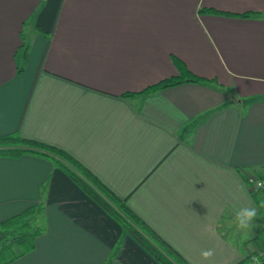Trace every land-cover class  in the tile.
<instances>
[{
	"label": "crops",
	"instance_id": "1",
	"mask_svg": "<svg viewBox=\"0 0 264 264\" xmlns=\"http://www.w3.org/2000/svg\"><path fill=\"white\" fill-rule=\"evenodd\" d=\"M171 53L214 80L138 92ZM10 131L66 150L190 264H235L264 241V208L233 220L264 202L245 181L264 173V0H0ZM37 201L43 229L5 264H161L49 159L0 155V219Z\"/></svg>",
	"mask_w": 264,
	"mask_h": 264
},
{
	"label": "trees",
	"instance_id": "2",
	"mask_svg": "<svg viewBox=\"0 0 264 264\" xmlns=\"http://www.w3.org/2000/svg\"><path fill=\"white\" fill-rule=\"evenodd\" d=\"M203 9L212 12H225L213 7L199 8V10ZM241 14L245 15L246 12ZM19 55L22 60L24 51H21ZM170 59L175 72L144 85L138 92L154 91L181 81L214 80L213 77H206L191 71L179 57L172 53ZM19 68L20 65H17L16 70ZM132 93L133 91L121 92L125 96ZM22 153L46 157L61 168L80 189L118 221L122 230L130 233L161 264H190L169 247L125 204L124 197L115 195L66 150L36 138L22 136L16 131L0 134V155L18 156ZM257 192L252 190L254 196L257 195ZM41 204L40 201H37L0 219V264H5L15 256L32 248L34 236L43 229L42 221L33 223V220L41 215ZM263 215L264 213L261 218ZM118 240L114 247L117 246ZM247 260V255H245L235 264H246Z\"/></svg>",
	"mask_w": 264,
	"mask_h": 264
},
{
	"label": "clouds",
	"instance_id": "3",
	"mask_svg": "<svg viewBox=\"0 0 264 264\" xmlns=\"http://www.w3.org/2000/svg\"><path fill=\"white\" fill-rule=\"evenodd\" d=\"M255 187L257 190L264 189V180H259L256 182ZM234 208V224L238 230L249 229L255 218L258 217V209L264 208V202H261L259 205H250ZM214 255L212 249L204 250L201 252V256L204 260H209ZM252 264H261L260 257H253Z\"/></svg>",
	"mask_w": 264,
	"mask_h": 264
},
{
	"label": "built area",
	"instance_id": "4",
	"mask_svg": "<svg viewBox=\"0 0 264 264\" xmlns=\"http://www.w3.org/2000/svg\"><path fill=\"white\" fill-rule=\"evenodd\" d=\"M259 180H264V173L257 174L253 171H248L245 173V181L251 190H257L255 184ZM263 240H264V234H263ZM246 255L248 258L246 264H252L253 257H260L261 261H264V243L259 242L258 246L255 247L253 250L249 251Z\"/></svg>",
	"mask_w": 264,
	"mask_h": 264
},
{
	"label": "rangeland",
	"instance_id": "5",
	"mask_svg": "<svg viewBox=\"0 0 264 264\" xmlns=\"http://www.w3.org/2000/svg\"><path fill=\"white\" fill-rule=\"evenodd\" d=\"M258 225H260V227L261 228H263L264 229V221H262L260 224H258ZM259 226L257 227L256 226V230H258V228H260ZM262 232H264V230L262 231ZM246 242H248V244L250 245V246H252L253 245V242H252V240L250 239H246Z\"/></svg>",
	"mask_w": 264,
	"mask_h": 264
},
{
	"label": "water",
	"instance_id": "6",
	"mask_svg": "<svg viewBox=\"0 0 264 264\" xmlns=\"http://www.w3.org/2000/svg\"><path fill=\"white\" fill-rule=\"evenodd\" d=\"M262 219H264V215L262 216ZM261 264H264V261H262Z\"/></svg>",
	"mask_w": 264,
	"mask_h": 264
}]
</instances>
